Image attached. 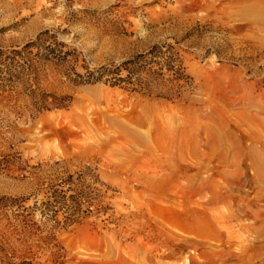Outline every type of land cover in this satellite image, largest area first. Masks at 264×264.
Wrapping results in <instances>:
<instances>
[{
	"label": "rangeland",
	"instance_id": "rangeland-1",
	"mask_svg": "<svg viewBox=\"0 0 264 264\" xmlns=\"http://www.w3.org/2000/svg\"><path fill=\"white\" fill-rule=\"evenodd\" d=\"M77 174L63 264H264V0H0V197Z\"/></svg>",
	"mask_w": 264,
	"mask_h": 264
},
{
	"label": "trees",
	"instance_id": "trees-1",
	"mask_svg": "<svg viewBox=\"0 0 264 264\" xmlns=\"http://www.w3.org/2000/svg\"><path fill=\"white\" fill-rule=\"evenodd\" d=\"M168 66L174 68L171 64ZM129 79L125 77L121 81ZM84 176L56 178L43 198L39 194L0 197V264H34L43 250L51 252L55 264H63L65 255L57 243L56 233L73 224L84 213V206L91 209L97 200L91 192L76 191L83 186ZM32 199L34 202L30 204ZM102 212L97 209L96 213ZM37 213L39 221L35 220Z\"/></svg>",
	"mask_w": 264,
	"mask_h": 264
}]
</instances>
